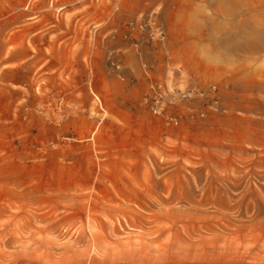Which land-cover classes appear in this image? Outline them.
Instances as JSON below:
<instances>
[{"label":"rangeland","instance_id":"obj_1","mask_svg":"<svg viewBox=\"0 0 264 264\" xmlns=\"http://www.w3.org/2000/svg\"><path fill=\"white\" fill-rule=\"evenodd\" d=\"M140 14L216 108L146 111ZM0 264H264V0H0Z\"/></svg>","mask_w":264,"mask_h":264},{"label":"built area","instance_id":"obj_2","mask_svg":"<svg viewBox=\"0 0 264 264\" xmlns=\"http://www.w3.org/2000/svg\"><path fill=\"white\" fill-rule=\"evenodd\" d=\"M131 31L130 36H135L132 43L134 55L140 66V76L143 78L145 87L141 96V103L146 111L154 118L160 119L167 126L176 128L182 125V122L193 119L192 107L190 104L197 100H203L207 97L212 98L210 108H216L218 103L217 88L215 85L201 86L190 76H182L184 73L181 67L171 68L168 65V59L164 61L162 72L150 70L147 66L145 56L141 51L142 41L146 44H165L167 35L163 27L158 22L156 15L149 14L145 17L141 14L137 19L128 25ZM116 70H129L123 61H116ZM175 71V73L173 72ZM175 77H177L175 79ZM123 80V78H121ZM184 80L186 81L183 84ZM99 109L102 110L100 100L94 96ZM204 117V113L198 114Z\"/></svg>","mask_w":264,"mask_h":264}]
</instances>
